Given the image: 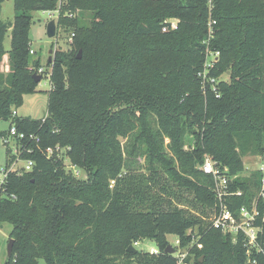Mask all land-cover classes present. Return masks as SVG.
Instances as JSON below:
<instances>
[{
  "label": "trees",
  "instance_id": "1",
  "mask_svg": "<svg viewBox=\"0 0 264 264\" xmlns=\"http://www.w3.org/2000/svg\"><path fill=\"white\" fill-rule=\"evenodd\" d=\"M211 1L14 0L13 21H0V120L10 122L3 135L25 133L31 151L19 158L33 166L10 170L2 185L0 225L14 240L3 264H177L168 234L178 247L196 237L185 264H264V202L255 241H233L212 226L219 199L201 169L210 157L229 176L242 156L264 153V0ZM58 6L71 42L47 61V113L18 117L38 85L31 12ZM209 52L218 54L205 69ZM47 147L61 151L47 157ZM16 158L8 148L4 168ZM249 179L228 182L222 201L232 213L249 204ZM144 239L157 252L127 250Z\"/></svg>",
  "mask_w": 264,
  "mask_h": 264
},
{
  "label": "rangeland",
  "instance_id": "2",
  "mask_svg": "<svg viewBox=\"0 0 264 264\" xmlns=\"http://www.w3.org/2000/svg\"><path fill=\"white\" fill-rule=\"evenodd\" d=\"M59 5V4H58ZM65 13V11L61 10L58 6L56 10L51 11H43V10H34L31 12L32 15V23L29 28L28 36L30 39V48L34 50L33 53H30L32 58L40 59V67H38L37 74L46 75L44 76L36 87V91L34 93L25 94L23 97L22 104L16 109V114L18 117H30L32 119H41L45 117L47 113V100H48V91L51 87L50 78L48 73L50 71V66L47 65L48 58H52L53 52L56 50L67 51L70 48L71 42V34L66 31L63 27H60L57 24L58 15ZM15 16L14 9V0H0V21L3 23L12 22ZM54 20L56 22V33L53 37H48L47 35V24ZM10 40H11V27H8L5 38L3 41L4 48L6 50L5 55L3 56V64L2 69H7V52L10 49ZM50 50L52 53L50 54ZM41 69V73L40 70ZM221 77L225 78V76L221 75ZM10 125L9 121L0 120V174L2 169L5 167L6 157H7V147H10V153L15 152L14 145L12 142L9 143V146L6 145L3 141L4 130H7ZM188 137L186 139V145L188 141ZM262 141L264 144V135L262 137ZM261 153L256 152L254 154H246L242 156L243 166L242 169L235 174H230L228 177L230 180L233 178H250L249 179V187H248V200L249 204L247 206L251 208L257 200L259 194V181L256 182V177L254 176L258 172L259 165L263 162L261 158ZM25 161L18 160L14 167L23 166ZM65 168L70 171L76 178L83 179L85 178L84 171L72 164L68 157H64ZM16 169V168H15ZM226 169V168H225ZM227 170V169H226ZM233 214L236 217H239V212L236 211ZM213 217V214H210L209 218ZM11 229V225L8 223H3L0 225V264H3L7 259V243L9 240V231ZM191 242L182 247H178L176 245L177 237L173 234L167 235V240L169 244H171L174 248H176V252H181L184 254L181 264H185V258L190 254L189 249L192 246V243L196 242V237L192 235ZM137 244L134 247L138 250L145 252H157L156 245L154 241L149 239L138 240ZM200 247V245H198Z\"/></svg>",
  "mask_w": 264,
  "mask_h": 264
},
{
  "label": "built area",
  "instance_id": "3",
  "mask_svg": "<svg viewBox=\"0 0 264 264\" xmlns=\"http://www.w3.org/2000/svg\"><path fill=\"white\" fill-rule=\"evenodd\" d=\"M61 2V0H60ZM59 2V3H60ZM208 4L211 7L212 1L208 0ZM215 21L210 19L209 21V34L211 35L212 29L211 25L214 24ZM172 27H175V21H172L171 23ZM165 29V28H164ZM30 53H33L34 50L30 49ZM208 52V50H207ZM218 52H215L214 55L209 52L208 55L210 56V60H206L205 62V69H208L212 67L213 61L216 60ZM212 60V61H211ZM41 73V69L39 70ZM50 75V71L48 73ZM47 75V76H49ZM45 76V75H43ZM13 115L16 114V110L13 111ZM28 137L30 139H33L35 141H38V138L34 136L33 134H29ZM26 138L25 133L23 132H17L14 127H11L6 134L3 135V141L6 145L9 146V143L12 142L14 145V150L15 152H11V154L16 155L17 158L14 160L8 168H3L2 172L0 174V196L2 192V185L5 182L7 173L10 170H23V171H28L32 168L33 166V160L32 159H26L23 160L25 161V164L23 166H18L14 167L15 163L18 160H22L19 158V154L22 151H27L30 152L31 150L27 147L25 143L22 141ZM11 149L10 147H7ZM54 151H61L59 147L53 148V147H47L45 148L44 152L47 157L51 156ZM261 158L263 162L259 165L258 171L260 172V186H259V194L257 197V200L260 199L261 201L264 202V153L261 155ZM16 168V169H15ZM201 169L203 172L207 174H211L213 176L214 182H215V192H216V197L219 199V210L216 215L212 217V226L214 228L220 229L223 232H226L230 235L231 239L233 241L236 240L238 235L241 233L247 238V241L249 244H252L255 241L256 234L259 230V226L255 224V220L257 216L259 215V211L257 210V200L254 203V205L249 208L246 205H242L239 209V217H236L227 207L226 205L223 204L222 198L225 195H229L230 192H228V182L230 181L228 175L225 173V171H219L217 169L215 162L210 158L206 157L203 165L201 166ZM237 195H241V191L235 192ZM262 222H264V217L261 218ZM176 245H179V240H175ZM137 243L134 242L133 245H136ZM176 257H177V264L182 263V259L184 257V254L179 252H176Z\"/></svg>",
  "mask_w": 264,
  "mask_h": 264
},
{
  "label": "water",
  "instance_id": "4",
  "mask_svg": "<svg viewBox=\"0 0 264 264\" xmlns=\"http://www.w3.org/2000/svg\"><path fill=\"white\" fill-rule=\"evenodd\" d=\"M55 33H56V22L54 20H51L47 24V35H48V37H53L55 35ZM51 53H52V50H50V54ZM77 58H80V52H79ZM50 61H51V58H48V62H50ZM32 78L35 82H39L41 80V75L37 74V73H33ZM13 243H14V240L12 238H10L8 240L7 248H6L7 256H10L12 253ZM127 250L133 251V252L136 251L135 247L132 244L127 247ZM175 251H176L175 248L171 244H167V246L165 248V252L175 253ZM201 260H202V258H200V261Z\"/></svg>",
  "mask_w": 264,
  "mask_h": 264
}]
</instances>
